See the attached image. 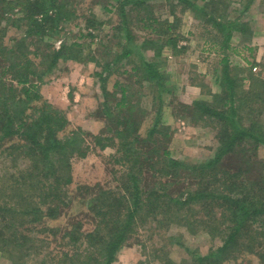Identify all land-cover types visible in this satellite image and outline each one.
Returning <instances> with one entry per match:
<instances>
[{
  "label": "rangeland",
  "instance_id": "374dc122",
  "mask_svg": "<svg viewBox=\"0 0 264 264\" xmlns=\"http://www.w3.org/2000/svg\"><path fill=\"white\" fill-rule=\"evenodd\" d=\"M61 1L66 4L61 21L56 27H51L40 36L26 34L25 25L28 19H24L19 11L11 12L9 20L3 18L0 21V51L3 46L9 47L13 40L14 43L21 40L29 51L27 57L32 59L36 67L44 68L47 64L43 61L45 52L59 49L63 41L81 45L80 59H59L52 71L44 77L43 83L32 80L37 85L40 98L27 102L29 106L27 113L31 114L33 107L37 108L42 101H46L52 107L61 109L69 120L65 130L60 134L77 133L83 139V146L87 147L86 155H74L70 159L71 170L59 173L64 180L67 174H70L68 191L71 202L57 219L49 221L46 219V223L61 231L64 227H70L71 222L79 220L82 222L81 230L90 231L94 220L92 217V220L90 219L88 201H93L100 189H108L110 196L117 193L116 190H120L118 179L131 163L129 158H124L125 154H117L116 138L104 147H100L96 143L95 136L104 137L107 134H114V130L124 126L122 121H128L124 118L134 119L133 122L138 127V135L144 139L148 138L151 126L163 127L168 133L167 137L162 138L161 135L154 133L148 141L141 143L147 144L145 148L154 146L158 154L166 147L174 159L184 161L188 165H195L213 155L218 145V126L210 119L203 116L201 118L200 112L195 111L192 104L196 99L211 100L212 93L208 89L217 87L213 81L215 75L211 74L216 70V65L213 66L215 63H212L211 59L218 60L220 55L212 56L210 49H221L222 46L220 48L218 46L222 45L223 38L217 37L214 40L212 33L203 29L206 27L212 29L209 22H194V19H191V15L194 14L192 10L182 11L184 2L146 0L139 5H121L120 8L118 0ZM192 1L202 4L198 0ZM226 1L229 4L226 13L232 18L238 15L234 8H242L241 3H246L247 0H223V2ZM260 3H263L264 8V0H251L249 9L243 14L245 19L250 16L255 19L256 22L253 25L258 32L264 29L262 15L264 10ZM258 14L262 17H256ZM18 17L23 20L16 22L15 18ZM175 17L178 21H175ZM34 18L37 19L36 16ZM174 22L177 23L175 29L180 40L178 47L184 46L176 54L166 49L164 45L166 27ZM191 26H193L192 29ZM126 31L130 32L129 39ZM168 33L176 34L171 30ZM237 34L238 32L232 31L233 44H231L235 51L232 52L230 46L226 49L229 54L227 65L237 83L241 84L244 92H247L250 90L248 75L254 74L264 79V46L262 45L256 52L257 57L262 60L261 66H255L256 71L252 70L254 64L248 66L249 73L247 69L239 70L235 66L239 64L243 66L244 61L253 63L255 60L250 59L248 42L243 44L241 35L238 37ZM144 42L146 43L143 44ZM154 42L156 50L160 46V52L158 51L160 55L156 56ZM214 42H217V45ZM254 42L264 44V35L256 36ZM132 43L135 47H132ZM124 46L128 48L125 49ZM115 52L121 53V58L117 62L110 60ZM144 59L162 62L160 66L164 71L163 76L167 78L169 76V80L163 79L161 85H158L156 81L151 82L146 77H140L144 68L142 65ZM9 60L6 52L5 54L0 52V98L10 95L8 92L10 87L16 88L14 90L16 97H23L25 94L21 90L22 86L11 79L8 71ZM106 61H109L111 70L105 84L107 90L115 92L114 99L122 97L123 93L124 100L128 104L118 109L120 112L115 110L113 118L104 113V95L100 89V79L95 74L101 71V66ZM96 62L98 64H95ZM216 76L218 78L221 74ZM25 87L30 88L29 96L32 97L35 87H30L29 84ZM260 90L264 94V87ZM114 99L110 98L109 104L115 105ZM250 99H252L250 103L247 99H242L241 104L237 102L239 107L237 116L241 119L238 118V124L246 127L252 124L262 126L264 125V98L261 101L254 100L255 98ZM159 105H161V114L156 113ZM14 142L18 141H5L0 148V182L3 184L11 179V175L19 172L16 170H21L27 165V160L21 158L19 161H14L13 155L8 154L10 151L8 147L10 144H15ZM146 152L148 153V150ZM263 156L264 152L260 148L256 157L261 159ZM142 159L143 184L154 182V175L164 171L169 175L160 177V181L166 184L172 195H181L185 186L191 183L189 179L183 183L178 182L183 180L180 170L177 169L178 173L173 174L168 170L171 168L175 171V167L169 164L170 168H168L166 161L155 155ZM222 162V166L226 169L237 166L232 157H226ZM247 174L249 176L247 178H254L253 173ZM124 186L126 184L123 185L121 194L127 195ZM120 204L125 206L126 200L121 198ZM156 210L167 212V214L175 213L171 218H165L162 213H159L163 218L158 220L153 216V212L148 213V209H143L141 213L144 214V219L138 222L135 232L121 247L117 259L112 264H159L161 259L166 261L167 258L176 262L188 261L187 263L191 264L192 256L186 251V247L190 251L206 254L219 245L220 240L210 235L203 226L195 225L191 229L183 225L184 220H177L174 209L160 207ZM183 214L185 211L182 212ZM60 234L57 237L48 236L51 242L50 247L39 244L38 247L30 248L29 244L22 245L19 242L23 239V232L18 229L12 232V227L0 220V264H36L38 262L49 264L50 257H53L47 256L49 250L56 254L63 248L65 238ZM8 248L13 256L7 254ZM221 264L264 263L258 261L256 255L244 252Z\"/></svg>",
  "mask_w": 264,
  "mask_h": 264
},
{
  "label": "trees",
  "instance_id": "16d2710c",
  "mask_svg": "<svg viewBox=\"0 0 264 264\" xmlns=\"http://www.w3.org/2000/svg\"><path fill=\"white\" fill-rule=\"evenodd\" d=\"M118 1L121 8V5H139L146 0ZM174 1L184 2L182 11L192 10L198 21L209 22L212 26V29L210 28L212 36L213 31H216L217 37L223 38L222 45H219L223 49L230 46L228 42L232 37V31L241 35V41L250 43L255 27L247 22L250 23L253 18L250 16L245 19L243 14L249 9L251 0L241 3L243 6L240 9L234 8L238 15L232 18L226 13L228 1L198 0L202 4L192 0ZM64 5L66 6L61 0H0V21L3 18L9 20L11 12L19 11L24 19H28L25 25L26 34L40 36L59 24ZM261 6L264 10L263 4ZM16 8L18 10H15ZM15 20L17 22L23 19L18 17ZM175 21H178L177 17ZM176 27L175 22L166 27L167 32L171 30L176 34L162 33L166 36L164 41L166 49L173 54L184 48L182 45L178 47L180 40ZM126 36L130 38L129 31H126ZM153 44L156 50V43ZM214 44L217 45V42ZM25 47L21 40L15 43L13 40L9 47L3 46L0 51L9 55L8 71L11 79L22 86L21 90L25 94L23 97H16L14 93L16 88L10 87L8 89L10 95L0 98V148L5 141H18L9 145L8 154L13 155L14 161L21 158L27 160L25 168L16 170L19 172L11 175V179L6 183L0 182V220L11 226L12 232L17 229L23 232L20 244H29L30 248L38 247L39 244L50 247L48 236L57 237L61 232L60 236L65 238L63 248L56 254L49 250L47 256H53L50 257L49 264H112L117 259L121 247L135 232L138 222L144 219L142 210L148 209V213L153 212L156 219L162 220L163 217L159 213L165 218H171L175 212L167 214L156 209L169 207L176 211L177 220H184L183 225L186 227L192 229L195 225L203 226L210 235L220 240L219 245L206 254L184 247L192 256L191 264H221L244 252L256 255L257 260L264 263V156L261 159L256 157L260 148L264 152V125L242 126L238 124V118L241 119L237 116L239 109L237 102L247 99L250 103L252 100L250 98L263 100L264 94L260 90L264 87L263 78L250 75V90L244 92L226 64L227 56L224 58L225 62L220 69L221 76L218 77L219 92L212 93L210 101L193 100L194 110L200 112L201 118L203 116L210 119L218 126V145L213 155L195 165L174 159L164 145L159 154L154 146L145 148L147 144L141 143L148 141L152 134H159L163 138L167 137L168 133L163 127L153 125L148 132V138H140L133 118H124L128 121H122L124 126L114 130V134L95 136L100 147L116 138L117 154H125L124 158H129L131 163L118 179L120 190H116L117 193L110 196L108 189H100L93 201H88L90 219L92 217L94 220L90 231L81 230L82 222L79 220L71 222L70 227H64L59 231L46 223L57 219L71 202L68 191L70 174L68 173L64 180L59 173L71 170V157L85 156L87 147L83 146V139L77 133L60 134L69 122L61 109L42 101L39 107H33L31 114H28L27 102L40 98L37 85L32 80L43 83L44 77L52 71L59 59H80L82 47L75 42L68 44L67 41H63L59 49H52L43 54V61L47 63L44 68L36 67L32 59L27 57L29 51ZM132 47H135L133 43ZM157 49L156 56L160 55V46ZM120 58L121 53L115 52L110 60L117 62ZM108 62H103L101 71L95 74L100 79V89L104 95V113L113 118L115 110H120L122 106L128 104L123 93L122 97L114 99L115 92L106 88L105 84L111 73ZM161 63L158 60L144 59L140 77H146L149 81H156L161 85L162 80L167 78L163 76ZM28 84L35 87L32 97L29 96L30 88L25 87ZM122 90L124 91L125 87ZM110 98L115 100V105L109 104ZM161 112L159 105L156 113ZM145 150H148V153ZM153 155L166 161L168 168L169 164L175 167V171L171 168L168 170L173 174L180 170L183 180L176 181L183 183L190 180L191 183L185 186L181 195H172L166 184L160 181V177L169 175L165 171L154 175V182L143 184L142 158H150ZM226 157L234 158L236 168L232 166L226 169L222 166V161ZM248 172L253 173V179L247 178ZM122 183L126 184L124 188L127 195L121 194L124 185ZM121 198L126 200L125 206L120 204ZM183 211L185 214L182 215ZM7 251V254L13 256L9 248ZM187 262H176L167 258L166 261L161 259L159 264H190Z\"/></svg>",
  "mask_w": 264,
  "mask_h": 264
},
{
  "label": "crops",
  "instance_id": "0c3cea01",
  "mask_svg": "<svg viewBox=\"0 0 264 264\" xmlns=\"http://www.w3.org/2000/svg\"><path fill=\"white\" fill-rule=\"evenodd\" d=\"M263 3H260V5H262ZM191 13V12H190ZM262 13V12H261ZM263 16H264V14H262ZM262 15L261 14H258V15H256V17H262ZM192 17H191V19L193 18L194 19V22H200V21H198L195 17H194V14H192L191 15ZM190 18V17H189ZM188 18V19H189ZM253 18V17H252ZM192 19V20H193ZM190 20V19H189ZM202 22V21H201ZM203 22H205V21H203ZM255 19L253 18L252 19V21L249 23V25L250 26H252L251 24H255ZM192 27L193 26H191V29H192ZM204 30H206V31H208V32H212V30L210 29V27H206V28H203ZM238 35V37L240 36V34H237ZM264 35V29L262 30V31H260V32H258V31H256V30H253V34H252V36H251V40H250V43L248 42V52H249V54H250V57H248V58H250V59H252V60H255L253 63H249V62H247V61H244V65L242 66V65H238V66H235V67H237V69H239V70H245V69H247L248 70V73H249V69H248V66L250 65V64H254V66L253 67H255V66H257V65H259V66H261L262 64H260V61H262V60H260L258 57H257V54H256V52H258L259 50H260V47L263 45L264 46V44H256V42H254V40H255V38H256V36H263ZM213 39L215 40V39H217V34H216V31H213ZM232 39H233V36H232ZM232 39H230L229 40V45H230V48H231V51L232 52H234L235 51V48H233V46H232ZM240 39V38H239ZM231 41V42H230ZM243 42V44L245 43V41H242ZM232 43V44H231ZM219 48H220V46H218ZM209 48H207V50H208ZM256 49H257V51H256ZM220 50V51H219ZM218 50V48H216V49H210V53L212 54V56H218V55H220V57L218 56V60H213V59H211V62L212 63H215L213 66L215 67V65H216V70L215 71H213V72H211V74H213V75H215L214 76V83L215 84H217L216 86L217 87H212V89L211 90H209L210 89V87H209V89H208V91H210L211 93H215V92H219V86H218V78H217V76L216 75H219L220 76V74H221V71H220V69H221V66H222V64H224V62H225V57L227 56V61H226V64H227V62H228V59H229V54L227 53V51H226V48L225 49H223V48H221V49H219ZM231 51H230V53H231ZM205 53H207V51L205 52ZM255 57V58H254ZM216 72V73H215ZM249 76L250 75H248V80H249ZM245 78H243V80H244Z\"/></svg>",
  "mask_w": 264,
  "mask_h": 264
},
{
  "label": "built area",
  "instance_id": "2783aa9c",
  "mask_svg": "<svg viewBox=\"0 0 264 264\" xmlns=\"http://www.w3.org/2000/svg\"><path fill=\"white\" fill-rule=\"evenodd\" d=\"M252 69L255 71L256 70V68L255 67H252Z\"/></svg>",
  "mask_w": 264,
  "mask_h": 264
},
{
  "label": "clouds",
  "instance_id": "9594fccd",
  "mask_svg": "<svg viewBox=\"0 0 264 264\" xmlns=\"http://www.w3.org/2000/svg\"><path fill=\"white\" fill-rule=\"evenodd\" d=\"M253 70V69H252ZM254 71V70H253ZM256 71V70H255Z\"/></svg>",
  "mask_w": 264,
  "mask_h": 264
}]
</instances>
